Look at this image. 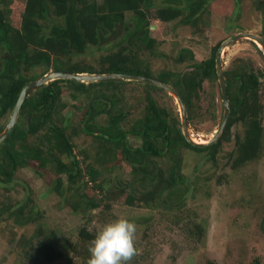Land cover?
<instances>
[{
	"label": "trees",
	"instance_id": "obj_1",
	"mask_svg": "<svg viewBox=\"0 0 264 264\" xmlns=\"http://www.w3.org/2000/svg\"><path fill=\"white\" fill-rule=\"evenodd\" d=\"M210 1L25 0L19 26L16 27L8 20L10 5L6 0H0V119L10 116L18 94L27 82L49 70H62L155 77L175 89L185 106L187 123H192L198 116L202 82L217 79L215 53L220 43L201 60H195L191 51L181 49L173 57L174 61L185 62L181 70L164 68L154 74L141 52L146 49L155 53V39L149 36L150 19L163 23L178 20L193 28H202L200 14ZM89 46L99 51L93 62L76 60V56L83 54ZM103 48L107 50L101 52ZM38 67L42 70L35 72ZM263 71L264 68L262 73H257L243 62L223 70L228 119L217 139L205 145L188 142L181 133L178 113L169 114L167 108L159 107L150 95L142 106L141 116L135 118L129 128H122L126 111L118 107L117 98L110 88L121 83H138L147 88L162 89L152 84L127 79L75 82L59 77L31 87L26 91L13 126L0 141V181L9 183L17 168L32 164L38 171L49 169L56 174L51 189L75 212L86 215V212L99 207L102 201L113 198V193L112 189L106 188L97 167L89 163L81 167L73 154L71 135L80 130L97 139L101 151L108 156L105 160L113 159L119 151L122 160L131 167L133 178L128 182V189L135 206L156 208L158 213H167L181 207L190 189L192 174L185 177L181 173L180 149L203 152V157L214 162L222 140L229 139V129L240 124L241 133L234 135L233 148L228 152L230 168L239 169L259 156L264 137L261 123L264 80L259 76H263ZM62 84L71 86L73 97L76 92L88 94L94 86H102L106 90L87 98L83 116L76 124L71 123L70 117L63 123L58 110L62 105ZM209 100L214 107V98ZM102 114H105L106 122L99 124L96 119ZM5 124H0V132ZM41 130L43 132L39 133ZM129 133L140 139L137 146L132 147L126 140ZM62 152L67 161L61 157ZM155 159L168 161V164L163 165ZM61 174H65L68 180L66 191ZM84 175L86 181L82 180ZM88 181L93 182L92 187L104 195L96 199L85 194L84 187ZM11 206L5 210L10 208L8 217L16 223L21 225L30 220L29 217L22 219L19 215L21 209ZM159 206L161 212L158 211ZM175 215L174 220L167 221L170 229L179 228L188 241L198 243L203 240L206 228L202 220H197L192 212L184 215L176 212ZM147 219L137 222L142 221L141 226L146 230L149 226L144 221ZM261 227L264 230V222ZM78 235L91 241L94 233L82 226ZM55 243L52 231L38 238L30 256L32 264H54L55 260L64 258L66 255ZM204 264L218 263L206 258Z\"/></svg>",
	"mask_w": 264,
	"mask_h": 264
},
{
	"label": "rangeland",
	"instance_id": "obj_2",
	"mask_svg": "<svg viewBox=\"0 0 264 264\" xmlns=\"http://www.w3.org/2000/svg\"><path fill=\"white\" fill-rule=\"evenodd\" d=\"M6 1L11 7L8 20L18 27L25 0ZM200 17L202 28L198 29L178 20L163 23L150 19L149 36L155 39L156 54L143 49L141 55L153 74L164 68L181 70L185 62L173 60L181 49L191 51L195 60H201L208 57L213 46L222 44L238 32L257 36L260 32L264 33V0H212ZM253 42L241 37L225 46L220 57L223 70L243 62L261 73L264 52L260 45ZM106 50L103 48L101 52ZM98 53L96 47L89 46L75 59L93 62ZM41 70L38 67L35 72ZM259 76L264 79V76ZM70 87L62 84V105L58 110L63 123L70 117L71 123L76 124L83 116L87 98L106 89L94 86L88 94L76 92L73 97ZM110 89L117 98L118 107L126 111L121 122L123 129L129 128L135 118L141 116L148 95L155 99L159 107L167 108L169 114L178 113L180 122L178 102L164 89L147 88L138 83H121ZM199 98L198 116L188 124V132L191 138L206 142L217 129L222 116L217 79L202 82ZM210 98L215 100L214 107L210 105ZM8 119L9 116L0 119V124H5ZM96 120L104 124L105 114L99 115ZM261 123L264 127V109ZM241 130L240 124L229 129V139L222 140L214 162L203 157V152L187 148L179 150L181 173L185 177L192 174L190 189L181 207L167 213H158L156 208L135 206L128 189V182L133 178L131 167L122 160L120 152L117 151L113 159L105 160L108 156L101 151L97 139L79 130L71 135L73 154L81 167L89 163L100 170V177L107 184L106 188L112 189L113 198L111 196L102 201L99 207L83 215L72 210L51 189L56 178L53 171H38L32 164L17 168L9 183L0 181V264H32L30 256L38 238L50 231L54 232L56 246L66 255L55 260L54 264H86L91 241L78 235L79 228L84 226L95 234L105 222L120 216L136 224V254L128 264H204L206 258L214 259L218 264H264V230L261 227L264 222V137L259 156L234 170L229 166L228 152L233 148L234 135ZM134 136L130 133L126 135L132 147L140 143V139ZM61 157L64 161L68 160L63 152ZM155 161L168 164V161ZM60 176L66 191V175ZM82 180H87L85 175ZM92 184L88 181L84 193L99 199L104 194H100ZM8 205L20 208V217H29L30 220L21 225L16 223L8 217L10 208L5 210ZM160 208L158 211L161 212ZM176 212L179 215L192 212L197 220L203 221L206 231L201 242L188 241L179 228L168 227V219L174 220ZM146 217L147 230L141 226L142 221L137 223Z\"/></svg>",
	"mask_w": 264,
	"mask_h": 264
},
{
	"label": "water",
	"instance_id": "obj_3",
	"mask_svg": "<svg viewBox=\"0 0 264 264\" xmlns=\"http://www.w3.org/2000/svg\"><path fill=\"white\" fill-rule=\"evenodd\" d=\"M241 37H246L249 39H252L258 46L260 45V48H262L264 52V40L261 39L260 37L256 36L255 34L252 33H246V32H238L237 34H234L230 37H228L220 46L218 47L216 54H215V69H216V76H217V81L219 84V89H220V95H221V102L223 106L222 110V116H221V121L217 127V129L213 132V135L211 138H209L206 142L204 143H197L193 138L190 137V134L188 132V123L186 119V110L185 106L180 99L179 95L175 91V89L166 82H163L155 77H150V76H144L140 74H131V73H121V72H107V73H86V72H66L62 70H57V71H51V72H45L42 74L39 78L31 80L27 82L20 90L18 97L16 99V102L12 108L11 114L9 116V119L7 123L5 124L3 130L0 132V141L3 140V138L7 135L8 131L11 129L13 126L16 117L19 112L20 105L22 103V100L26 94V91L31 88V87H36L40 86L41 84H45L48 81H51L55 78H66V79H71L74 80L75 82H87V81H96L100 79H127V80H137L141 82H146L149 84H152L154 86L160 87L164 90H166L168 93L172 94L175 99L178 102L179 105V112H180V125H181V133L184 136V138L192 143V144H197V145H205L214 142L217 137L221 134L226 121L228 119V113H229V105H228V99H227V93H226V82L224 79L223 75V68L221 65V52L225 46L228 44L232 43L238 38ZM261 50V49H260ZM262 52V54H263Z\"/></svg>",
	"mask_w": 264,
	"mask_h": 264
},
{
	"label": "clouds",
	"instance_id": "obj_4",
	"mask_svg": "<svg viewBox=\"0 0 264 264\" xmlns=\"http://www.w3.org/2000/svg\"><path fill=\"white\" fill-rule=\"evenodd\" d=\"M136 224L125 216L105 222L88 247L86 264H128L136 254Z\"/></svg>",
	"mask_w": 264,
	"mask_h": 264
},
{
	"label": "flooded vegetation",
	"instance_id": "obj_5",
	"mask_svg": "<svg viewBox=\"0 0 264 264\" xmlns=\"http://www.w3.org/2000/svg\"><path fill=\"white\" fill-rule=\"evenodd\" d=\"M263 23H264V20H263ZM263 26H264V25H263ZM262 34H264V33H263V32H260V35H259V36H260L261 39L264 40V35H262ZM256 36H257V35H256ZM259 36H258V37H259ZM218 47H219V46H218ZM217 49H218V48H217ZM216 51H217V50H216ZM215 54H216V53H215ZM215 71H216V69H215ZM263 72H264V71H263ZM261 73H262V71H261ZM263 76H264V74H263ZM263 80H264V79H263Z\"/></svg>",
	"mask_w": 264,
	"mask_h": 264
},
{
	"label": "bare ground",
	"instance_id": "obj_6",
	"mask_svg": "<svg viewBox=\"0 0 264 264\" xmlns=\"http://www.w3.org/2000/svg\"><path fill=\"white\" fill-rule=\"evenodd\" d=\"M227 55H229V54H227ZM225 58V57H224ZM205 138V137H204ZM193 140H195V139H193ZM195 142H197V143H201V142H204V140H195Z\"/></svg>",
	"mask_w": 264,
	"mask_h": 264
}]
</instances>
